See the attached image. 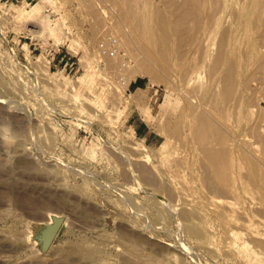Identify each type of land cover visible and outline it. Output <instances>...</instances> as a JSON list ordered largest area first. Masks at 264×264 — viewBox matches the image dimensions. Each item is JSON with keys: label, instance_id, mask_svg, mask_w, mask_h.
I'll list each match as a JSON object with an SVG mask.
<instances>
[{"label": "rangeland", "instance_id": "rangeland-1", "mask_svg": "<svg viewBox=\"0 0 264 264\" xmlns=\"http://www.w3.org/2000/svg\"><path fill=\"white\" fill-rule=\"evenodd\" d=\"M13 1L0 0V264H264V0L243 21L230 0L219 4L215 49L242 22L236 72L247 70L257 40L253 77L233 81L223 67L212 80L207 68L190 73L207 64L202 49L189 71L171 59L153 76L114 63L121 45L111 56L99 44H121L129 24L111 1L96 0L97 10L94 0ZM35 5L40 13H19ZM97 19L108 34L90 30ZM198 20L187 19L190 35ZM203 115L219 118L242 168L224 171L193 138ZM245 156L257 161L254 175ZM50 214L62 225L47 246Z\"/></svg>", "mask_w": 264, "mask_h": 264}, {"label": "bare ground", "instance_id": "bare-ground-1", "mask_svg": "<svg viewBox=\"0 0 264 264\" xmlns=\"http://www.w3.org/2000/svg\"><path fill=\"white\" fill-rule=\"evenodd\" d=\"M101 1L104 2L105 0H101ZM108 1H111V3H113L114 5L120 6V8L124 10V15L127 18L129 24V28L123 31L124 39L123 41H121L120 44L121 48L123 49V52L125 51V53L124 55L123 54L121 55L122 60L115 59L114 63L118 65H128L133 61L136 63V70H135L136 74L153 76L157 66H162L166 68L168 67L169 60L171 59L173 61L182 62L183 63L182 68L184 67L189 71L190 67L187 68V66L185 65L187 63V60H190V57H192V55H194L197 51L202 49L207 64L204 65L201 63L198 64L199 66L198 68L192 67V69L190 70L191 74L196 73V76H199L201 75L200 73L201 69L207 68V70L211 73V76L209 78L212 80L213 78L212 75H214L215 72H218L220 68L223 67V70L226 75V79L229 81H233L236 75H241L245 77L247 76L248 79L253 77L254 71L252 73H250L249 71L252 68V65L256 62L258 57V46L256 39H253L250 44V48H249L250 55H249L247 70L244 71V73L236 72L237 68L240 66L235 55L237 53L236 47H238L237 40L239 35H241V31L243 28L242 22L238 23L237 33L235 37L230 34H227L225 36L224 42H226L227 46H223V47L219 46L220 49L214 48L213 32L216 30L218 23V7L221 1L227 3L229 0H108ZM25 2L27 1L15 0L10 5V8L14 4L19 5L21 3L22 6ZM94 2H95L93 3L94 9L97 10L96 6L98 4L96 5V0H94ZM232 2L233 0H230V3ZM230 3H229V7H231V9L235 11L238 14V16L243 17L241 21H243L244 17L245 19H249L254 14L257 15L262 7V0H251L250 2H247L246 0H240L238 5L236 6L230 5ZM102 4L103 3H101V5ZM40 12H41V8L37 5L33 6L31 9L26 8V6H24L19 10V13L25 16L26 14L36 15ZM101 12L103 13L102 7H100V14L98 15L99 19L101 18L100 16ZM193 16H199V20L197 21L198 29L196 34L190 35L189 29L187 27L188 24L187 19ZM105 26L106 24H104V27ZM104 27L101 26V24L97 19L96 21H93V26L91 27L90 30H92L93 33L97 31L103 32L104 30L107 31L108 34L109 26L107 27V30L103 29ZM110 29H111L110 31L112 32L109 33H115L119 35L116 32L115 26H111ZM47 30L50 32L51 35H55L56 37H58L59 39H57V41L60 44H63L65 39L61 37L62 32L58 30V28H55L54 26L52 27L50 25L47 27ZM259 33L261 35L262 30H260ZM90 37L92 40H94L95 38L94 35ZM261 38L264 41V32L262 33ZM124 57L125 58L127 57L128 60H125ZM47 67L49 68V66ZM88 79L89 76L87 78L81 77L80 85L82 87L87 85L90 82L91 78L90 80ZM61 84L63 86L65 85L63 83ZM67 89L68 87L65 86V89H63V91L65 92L67 91ZM78 90L79 89L75 91L76 99H78L77 96H79ZM231 90L232 89L229 86L223 89L222 95L224 99L225 98L228 99L231 96ZM254 108H251L250 112H253L256 109ZM199 119H201L203 125L200 128L197 127L196 125H192L190 131H191V135L193 136L194 139H196L197 143L199 145H204L205 152L208 155V157L214 160H218L221 158L224 171H228L235 167L242 168L243 166L237 161L236 157L232 156V151L228 147L226 148V146L224 145L227 143V139L226 136L225 137L223 136L224 134L221 137L220 133L222 132L221 129L219 128H221L222 126L219 127L217 125V123L220 122V120L218 121L219 118L215 120V122L213 118L209 119L207 116L204 115L200 116ZM217 126L219 128H217ZM218 130H220V132H218ZM208 131L212 132V134L209 135ZM215 131H217L220 135ZM213 132L217 133L216 135L219 136V137L217 136L218 140L216 139V141H219L218 146H213L214 144L215 145L217 144L215 143V140L213 141V139L216 137V136L213 137ZM219 146H223L224 148L219 149ZM242 160H243V164L247 166L250 172L254 175L256 173V170L258 169L257 161L250 156H245ZM140 172L142 175H144L143 170H140ZM262 181L264 182V180ZM58 219L59 217L57 215L54 214L49 215L50 221H48L47 224L46 222L44 224L47 226L49 232L51 231L52 227L56 224ZM48 231L46 230V232ZM191 231L193 233L198 232L194 228L191 229ZM85 253H88V251L86 250Z\"/></svg>", "mask_w": 264, "mask_h": 264}, {"label": "built area", "instance_id": "built-area-1", "mask_svg": "<svg viewBox=\"0 0 264 264\" xmlns=\"http://www.w3.org/2000/svg\"><path fill=\"white\" fill-rule=\"evenodd\" d=\"M7 1L10 2L13 0H7ZM47 45H50V50L54 49L49 41L47 42ZM99 50L101 52L109 54L111 56H117L120 54V51H121L120 41L115 36H109L108 38L103 39L101 41V43L99 44ZM55 57H56V54H54L53 60H55ZM68 59H70V58H68ZM63 61H65V57H62V61H59V64H61V62H63ZM49 64H51V63H49ZM52 68H53V65L51 64L49 66V69L51 70Z\"/></svg>", "mask_w": 264, "mask_h": 264}, {"label": "water", "instance_id": "water-1", "mask_svg": "<svg viewBox=\"0 0 264 264\" xmlns=\"http://www.w3.org/2000/svg\"><path fill=\"white\" fill-rule=\"evenodd\" d=\"M61 225H62V219L60 218L57 223L52 227L51 231L49 232V234L46 235L45 238V243L47 246H50L53 241L55 240L57 234L59 233V230L61 229Z\"/></svg>", "mask_w": 264, "mask_h": 264}]
</instances>
